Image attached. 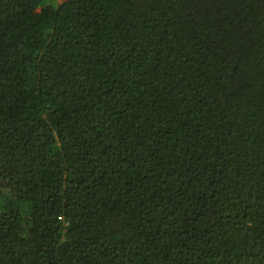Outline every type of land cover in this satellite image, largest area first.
I'll return each instance as SVG.
<instances>
[{
  "label": "trees",
  "instance_id": "obj_1",
  "mask_svg": "<svg viewBox=\"0 0 264 264\" xmlns=\"http://www.w3.org/2000/svg\"><path fill=\"white\" fill-rule=\"evenodd\" d=\"M0 264H264V0H0Z\"/></svg>",
  "mask_w": 264,
  "mask_h": 264
}]
</instances>
